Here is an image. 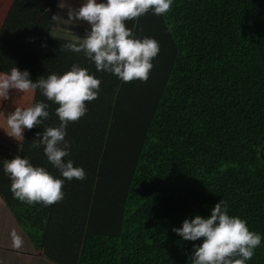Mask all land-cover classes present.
<instances>
[{"label": "trees", "instance_id": "16d2710c", "mask_svg": "<svg viewBox=\"0 0 264 264\" xmlns=\"http://www.w3.org/2000/svg\"><path fill=\"white\" fill-rule=\"evenodd\" d=\"M126 26L160 51L115 97L77 264H191L203 238L173 229L218 202L264 264V0H173Z\"/></svg>", "mask_w": 264, "mask_h": 264}, {"label": "clouds", "instance_id": "9594fccd", "mask_svg": "<svg viewBox=\"0 0 264 264\" xmlns=\"http://www.w3.org/2000/svg\"><path fill=\"white\" fill-rule=\"evenodd\" d=\"M173 0H83L76 8L60 0L59 7L68 9V18L54 14L52 20L70 25L79 21L90 25V30L81 37H73L64 44L66 50L83 52L94 62L97 71H106L123 82L140 80L147 82L153 68V59L160 51L159 42L154 38H135L126 21L138 20L152 11L165 15L172 7ZM101 80L90 74L87 68L73 65L62 75L51 74L33 81L28 70L13 67L10 73H0V99L11 98V91L28 93L39 89L47 100L59 105L56 115L58 127L49 126L37 133V140L31 147L44 146L48 161L59 169L64 179L56 178L45 167L34 166L28 158L15 156L3 162L4 172L11 179L14 198L28 204L42 203L50 206L64 198L65 180H84L86 172L75 167L72 160L65 162L70 154V143L65 140L70 122H76L88 111L86 102L98 98ZM48 104L35 103L26 108L17 107L7 116L10 131L7 134L18 141L24 138V131L43 124L50 116ZM184 241L203 243L194 245L191 264H246L255 249L261 244L260 234L249 229L247 222L229 214L227 205L218 202L207 218L196 215L185 219L182 227L174 228ZM14 246L19 248L22 241L13 234Z\"/></svg>", "mask_w": 264, "mask_h": 264}, {"label": "crops", "instance_id": "0c3cea01", "mask_svg": "<svg viewBox=\"0 0 264 264\" xmlns=\"http://www.w3.org/2000/svg\"><path fill=\"white\" fill-rule=\"evenodd\" d=\"M70 5L76 8L80 7L77 3ZM47 7L48 3L42 5L39 17L28 27L27 35L23 36L21 43H11L10 56L6 60L4 69L7 70L6 72L11 71L16 56L21 57L23 61L27 60L26 63L30 64L29 72H31L30 67L32 69L35 67L31 60L41 62V65L36 67L39 72L38 79L41 76L47 78L53 73L62 75L70 71L74 64L87 68L90 74H94L101 80V85L98 98L86 102L88 111L79 119V121L84 120L91 123L85 124L81 128L83 131L75 138L83 139L91 133L86 134L90 125L96 126V123L99 122L98 116L102 114L100 122L102 121L101 135L103 139L100 141V150H95L92 159L89 158L88 151L85 153L79 151L78 139L73 141L70 154L64 157V160L65 162L72 160L75 167H82L86 172V179L65 180L64 198L50 206H45L42 203L28 204L14 198L11 191V179L3 168L4 160L10 158L0 156V264H77L94 193L96 172L105 144L104 137L115 97L122 84V80L117 76L106 71H97L94 62L87 58L83 52L76 53L63 47L73 37L77 35L83 37L86 31L90 30V25L83 21L70 25L64 24L63 32L59 33L52 19H48L46 22L42 19ZM13 8L28 9L30 6L12 3L11 9ZM6 25V21L2 22L0 29L6 31ZM26 63H23L22 69H26ZM0 66L2 67L3 64ZM46 100L47 98L39 91L34 95L32 106L38 101ZM54 105L59 106L55 103ZM52 115L56 116V127H58L60 125L59 117L56 112ZM35 131L38 133V130ZM72 132L71 129L67 131L66 137ZM27 133L29 135L34 131L33 129L28 130ZM97 147H99L98 144ZM44 153V149L41 148L38 153L28 159L34 166L45 167L56 178L64 179L61 171L48 161ZM13 234L22 241L19 248L14 246Z\"/></svg>", "mask_w": 264, "mask_h": 264}, {"label": "rangeland", "instance_id": "374dc122", "mask_svg": "<svg viewBox=\"0 0 264 264\" xmlns=\"http://www.w3.org/2000/svg\"><path fill=\"white\" fill-rule=\"evenodd\" d=\"M26 4L30 6L28 9H22V8H13L11 9V4ZM44 3H48L47 9L44 11V14L42 16V19L46 22L48 19H51L54 14H60L64 19L68 18V9L63 8L61 9L59 7L60 1L55 0H0V27L2 22H7L6 25V31L0 29V65L3 64V66H0V73H10L6 72L7 70L5 68L6 60L10 56V50H11V43H21V40L23 36L27 35L28 27L35 22V20L39 17L40 8ZM68 4L71 3H77L81 5L83 3V0H67ZM49 11V12H47ZM55 27L59 33L63 32L64 23L63 18L60 22H56ZM23 26H25L23 28ZM47 58V57H46ZM11 61V59H10ZM32 63H34L35 67L32 69L30 67V78L35 81L38 79L39 72L37 70V66L41 65L40 61L35 62L36 60H31ZM27 60H22L21 57H15L13 60L14 67H18L21 71L28 70V66H30L29 63H26ZM26 63V69H22L24 64ZM4 71V72H3ZM39 89L30 91L28 93H17L15 90L11 91V98L8 100L0 99V151L2 152L0 154L1 157H7V158H14L17 155H20L24 158H31V156H34L36 153L40 151L41 148L44 149V146L41 145L39 148H32L31 145L36 142L37 140V131L39 133H42L45 128L49 126L56 127L57 120L55 119L56 116L52 115L54 112H56L57 106L54 105L49 100L43 101L44 103L48 104V111L50 113V116L47 120L43 121V124L40 126H37L33 128L34 133H29L28 130L25 129L24 131V138H22L20 141L15 139L14 137L7 134V131H10L7 125V116L9 113L15 110L17 107L26 108L29 106H32L33 98L36 93H39ZM2 101V103H1ZM41 102V101H38ZM54 111V112H53ZM102 114L98 116V121L96 123L95 127H92L90 125L88 131L83 139L75 138L78 134L83 131L81 129L80 121H76L74 123H69L67 127V131H70V129L73 131L72 134H68V137H65V140L70 143V147L74 140L78 139V149L81 153H85L88 151L89 158L92 159L94 157L95 150H100V141L103 139L101 135V129H102ZM76 130V131H75ZM88 144H87V142ZM97 144L99 147H97ZM46 156V154L44 153ZM83 189L86 190V188L82 185ZM88 189V188H87ZM77 199V198H76ZM78 201V199H77ZM80 202H83L80 200ZM78 202V203H80Z\"/></svg>", "mask_w": 264, "mask_h": 264}]
</instances>
